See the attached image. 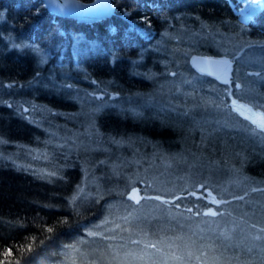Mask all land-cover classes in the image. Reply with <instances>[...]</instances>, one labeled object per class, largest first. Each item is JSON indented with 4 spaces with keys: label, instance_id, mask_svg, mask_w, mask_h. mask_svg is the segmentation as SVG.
Here are the masks:
<instances>
[{
    "label": "trees",
    "instance_id": "trees-1",
    "mask_svg": "<svg viewBox=\"0 0 264 264\" xmlns=\"http://www.w3.org/2000/svg\"><path fill=\"white\" fill-rule=\"evenodd\" d=\"M113 1L112 15L86 21L55 15L41 0H0V264H74L75 247L97 238L82 253L103 256L95 229L131 183L127 168L144 167L148 155L135 150L190 159L173 161L179 182L202 162L213 169L163 193L177 214L166 222L171 233L201 217L212 227L235 217L264 228L232 206L264 196V131L235 110L264 114L261 71L245 60L264 52V9L245 22L228 0ZM197 55L227 59L230 82L197 71ZM212 115L238 124L222 132L233 152L203 137ZM212 195L220 199L209 220ZM183 243L190 264L212 249L230 258L219 264H264L213 233H188Z\"/></svg>",
    "mask_w": 264,
    "mask_h": 264
},
{
    "label": "rangeland",
    "instance_id": "rangeland-1",
    "mask_svg": "<svg viewBox=\"0 0 264 264\" xmlns=\"http://www.w3.org/2000/svg\"><path fill=\"white\" fill-rule=\"evenodd\" d=\"M93 1L94 0L90 2H81L89 4ZM111 1L115 10L114 1ZM228 2L231 9L239 13L240 18L245 22L264 9V0H228ZM42 3L46 7L43 1ZM47 9L52 12L50 8ZM114 10L110 15L114 13ZM80 12L84 13L81 9ZM101 17L102 16H93L84 20L91 21ZM138 31L145 37L153 34L152 30L148 31L143 28H138ZM194 57L191 58L190 62L195 68L193 63ZM219 59H224L228 62L226 77L224 75L219 77L228 79L230 75V62L225 58ZM245 60L248 66L260 69L261 73L257 77V82H260L264 87V52L260 54L258 50H253L248 54ZM186 104L190 105L191 103ZM201 105L203 106L204 104ZM240 106L241 105H237L236 108ZM88 107L90 110H93L96 108V105L89 104ZM249 109H251V111H249ZM240 111L244 113L245 117H251V121H260L261 116H264L260 111H255L246 106L240 108ZM85 119L89 121L94 120L89 117L84 118V121ZM204 121L208 124L210 130H204L202 132V135H204L203 137L215 138L217 142L213 143L212 146L217 149L218 152L221 151L219 149H222V151H232V145L225 141L229 139L226 136L227 134L222 132L231 131L236 128L238 124L235 120L219 115H212L207 117ZM199 125L200 121L195 120L192 127L197 130ZM135 152L142 156L145 154L148 155V157H144L146 161L144 162V167L141 166L143 161L140 160V162L131 166L132 168H127L130 172V176L133 175L131 177V183L127 186L125 191L123 190L124 192L122 195L118 194L117 198L112 200L114 202L110 203V207L112 206V208L104 214L102 228L100 230L99 228L95 229L98 234L99 231L101 232V243L106 244V253L103 256H92L91 258L88 256L86 257V254L84 255L85 251L82 253L85 247L88 248L92 243L97 244L99 238L89 240V242L86 243H80L75 247L74 264H190V256L186 255L188 246H184L183 242H185V236L188 233L192 234L197 231L202 234L213 233L224 241L235 244L240 250L246 253L248 260L257 257L253 255L254 253L259 257H264V228L259 231L252 230L235 217H229L227 220L223 219L225 222H220L219 224L216 222L214 227L207 223H212V221L205 220L204 217L200 218V224H198V219L192 218L190 222L183 224L186 226L185 230L180 229L171 233L170 227L166 225V222L169 219L177 218V214L167 210V207L162 205V200H165L163 198V193L169 188H176L181 184L184 185L187 182L205 177L212 173L213 169L206 167L204 165L205 162H202L201 165L196 166L197 168L195 171L197 172V176L186 177V179H181V182H179L176 181L177 179H174V175L171 173V167L173 168V165H176L173 161H178L179 159L182 163H190V159L185 157L167 159L161 154H156L155 151L139 153L135 150ZM195 160L199 162L201 159L195 156L194 161ZM125 163L127 165V160L124 161V164ZM192 163L194 162L192 161ZM158 167H161V169H158ZM228 186L229 188L227 190L231 189V185ZM134 189L138 191L139 197H141L139 203L129 198V196L134 193ZM156 197H160V199H156ZM213 198H215L213 195L208 198L212 206L204 210V215L210 210L214 211L215 204L217 205V203L212 202ZM219 199V197H217V199L215 198L217 201H219ZM232 204L233 209L239 212L240 215H247L259 222H264V196L254 194L248 198L241 199L239 203ZM182 215L181 217L184 218L185 216ZM206 218L212 220L213 216L206 215ZM214 251L215 249H212L208 250L206 254L202 253L199 259H204L205 262L198 260L197 264H219L220 260L224 261L230 259L228 256H217L218 252L215 253Z\"/></svg>",
    "mask_w": 264,
    "mask_h": 264
},
{
    "label": "water",
    "instance_id": "water-1",
    "mask_svg": "<svg viewBox=\"0 0 264 264\" xmlns=\"http://www.w3.org/2000/svg\"><path fill=\"white\" fill-rule=\"evenodd\" d=\"M42 1L45 3L47 8H49V3H52V1L50 0L49 1L42 0ZM111 2H112L111 0H94L92 3L101 4L103 6L101 10L102 13L100 14L110 15L114 10V7ZM56 4L58 5V9H51V8L50 9L52 10L53 13L63 17H67V18L70 17V18H76L78 20H84L86 18L89 19L93 16H97L96 12L88 13L86 10H84V13L80 12L76 5V1L74 0H56ZM223 61L226 60L197 56L194 58L193 63L195 69L200 73L210 75L213 77H218L223 75L222 73L225 65L222 63L218 64L215 62H223Z\"/></svg>",
    "mask_w": 264,
    "mask_h": 264
},
{
    "label": "snow or ice",
    "instance_id": "snow-or-ice-1",
    "mask_svg": "<svg viewBox=\"0 0 264 264\" xmlns=\"http://www.w3.org/2000/svg\"><path fill=\"white\" fill-rule=\"evenodd\" d=\"M215 63H218V64H219V63H222V64L225 65L222 74L226 77V73H227V64H228V62H227V61H223V62H215ZM217 78L219 79L220 77L218 76ZM229 82H230V81H229L227 78L223 79V83L228 84ZM233 103L235 104L236 101H233ZM242 107H243V105H241L240 107H237V108L235 109L237 112H240V115H244V113L240 111V108H242ZM249 111H251V109H249ZM247 118L251 120V117H247ZM252 123L256 124L257 127H258L261 131H264V116H261L260 121L252 120ZM192 195H195V193H192ZM129 198L132 199V200H135L136 203H139V200L141 199V197H139L138 191H135V190H134V193L131 194V195L129 196ZM75 199H76V197L74 196V197H73V200H75ZM156 199H160V197H156ZM240 199H243V197H240ZM212 202H213V203H219V201L215 200V198H213ZM165 203H167V201H165ZM189 211H190V210H189ZM205 214H206V215H212V216L217 215V213H216L215 211H211V210H210L208 213H205ZM125 219H127V218H125ZM47 230H48V231H52L51 228H49V229H47ZM90 235H95V234H94V233H90Z\"/></svg>",
    "mask_w": 264,
    "mask_h": 264
},
{
    "label": "bare ground",
    "instance_id": "bare-ground-1",
    "mask_svg": "<svg viewBox=\"0 0 264 264\" xmlns=\"http://www.w3.org/2000/svg\"><path fill=\"white\" fill-rule=\"evenodd\" d=\"M50 1H52V3H49V8L58 9V5L56 4V0H50ZM74 1H76V5H77L79 11H80V9L83 11L85 9L88 13H95L96 12L97 16H102V17L107 16V15L100 14V13H102L101 10L103 8V6L101 4H97V3L85 4L79 0L78 1L81 3H79L77 0H74Z\"/></svg>",
    "mask_w": 264,
    "mask_h": 264
},
{
    "label": "built area",
    "instance_id": "built-area-1",
    "mask_svg": "<svg viewBox=\"0 0 264 264\" xmlns=\"http://www.w3.org/2000/svg\"><path fill=\"white\" fill-rule=\"evenodd\" d=\"M261 3V2H260ZM253 14V13H252Z\"/></svg>",
    "mask_w": 264,
    "mask_h": 264
}]
</instances>
